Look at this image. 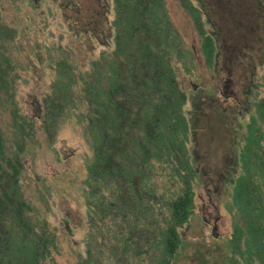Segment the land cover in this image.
Returning <instances> with one entry per match:
<instances>
[{"label":"trees","instance_id":"1","mask_svg":"<svg viewBox=\"0 0 264 264\" xmlns=\"http://www.w3.org/2000/svg\"><path fill=\"white\" fill-rule=\"evenodd\" d=\"M179 1L197 10L193 20L205 61L211 65L216 45L200 10L191 0ZM113 3V33L102 41L107 49L86 68L73 56H67L68 64L66 57L61 60L56 71L59 85L54 86L59 94L37 103L32 114L15 96V62L5 44L16 42L14 30L0 16V118L6 109L20 140L16 138L13 148L7 145L1 119L0 264H49L46 258L56 264V226L43 221L44 211L34 208L21 177L22 153L35 137L37 123L51 140L59 116L64 120L75 115L92 144L81 187L89 218L86 254H77V264H148V257L156 264H172L182 246V227L197 208V171L178 151L186 150L189 141L187 96L174 71L181 35L168 18L164 0ZM254 104L239 141L240 171L229 182L233 227L226 264H264V98ZM135 128L142 133L136 135ZM124 181L139 193L132 200L131 191L123 190ZM124 206L131 209L122 210ZM143 225L153 238L132 245Z\"/></svg>","mask_w":264,"mask_h":264},{"label":"rangeland","instance_id":"2","mask_svg":"<svg viewBox=\"0 0 264 264\" xmlns=\"http://www.w3.org/2000/svg\"><path fill=\"white\" fill-rule=\"evenodd\" d=\"M191 1L199 8L216 50L208 65L192 16L197 10L186 9L179 0H164L168 18L182 39L174 71L187 96L184 110L189 141L186 150L178 151L197 171L193 183L196 213L182 227V246L172 264H226L228 233L233 227L229 182L240 171L237 153L246 119L254 113L253 103L264 98V0ZM113 5V0H0V16L14 30L16 42L5 40V44L15 62V96L26 113L32 114L37 103L59 94L54 86L59 83L56 71L61 60L66 57L68 64L67 56H73L86 68L107 49L102 41L113 33ZM4 110L0 121L7 145L13 148L16 138L20 140ZM55 124L51 140L37 123L35 137L26 142L21 184L34 208L44 211L43 221L56 226L52 252L56 264H77V254H86L89 218L81 187L92 144L90 136L81 133L75 115L64 120L59 116ZM134 132L142 133L139 128ZM123 185L124 192L131 191L130 200L139 194L126 181ZM210 198L220 214L217 237L211 232L215 208L210 207ZM152 238V231L143 225L132 245ZM45 262L51 264L49 258ZM147 262L156 264L154 257Z\"/></svg>","mask_w":264,"mask_h":264},{"label":"water","instance_id":"3","mask_svg":"<svg viewBox=\"0 0 264 264\" xmlns=\"http://www.w3.org/2000/svg\"><path fill=\"white\" fill-rule=\"evenodd\" d=\"M220 214H219V210L217 209V215L215 216V218L213 219V223H212V227H211V232L212 235L214 237L218 236V232H217V219L219 218ZM203 219L206 221L207 219L203 217Z\"/></svg>","mask_w":264,"mask_h":264},{"label":"flooded vegetation","instance_id":"4","mask_svg":"<svg viewBox=\"0 0 264 264\" xmlns=\"http://www.w3.org/2000/svg\"><path fill=\"white\" fill-rule=\"evenodd\" d=\"M210 207H214L215 208V214H214V216H213V219L215 218V216L217 215V207H216V204H215V202H213L212 200H211V198H210ZM209 206H204L203 207V209H206L207 210V208H208ZM211 212H209V214H210ZM204 218H206V217H204ZM207 220V222H210V219L209 218H206ZM218 220H219V218L217 219V223H218ZM213 221L214 220H212V223H213Z\"/></svg>","mask_w":264,"mask_h":264}]
</instances>
